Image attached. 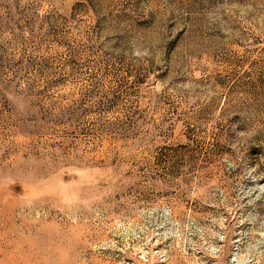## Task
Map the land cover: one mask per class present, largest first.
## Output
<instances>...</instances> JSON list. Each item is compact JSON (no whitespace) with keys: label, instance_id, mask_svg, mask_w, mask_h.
I'll return each mask as SVG.
<instances>
[{"label":"rangeland","instance_id":"rangeland-1","mask_svg":"<svg viewBox=\"0 0 264 264\" xmlns=\"http://www.w3.org/2000/svg\"><path fill=\"white\" fill-rule=\"evenodd\" d=\"M0 264H264V0H0Z\"/></svg>","mask_w":264,"mask_h":264}]
</instances>
